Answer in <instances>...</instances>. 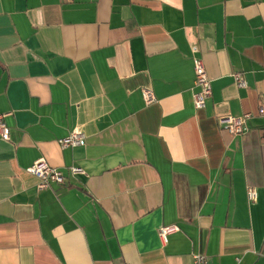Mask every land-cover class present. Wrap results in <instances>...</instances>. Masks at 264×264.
I'll return each instance as SVG.
<instances>
[{"label": "crops", "instance_id": "obj_1", "mask_svg": "<svg viewBox=\"0 0 264 264\" xmlns=\"http://www.w3.org/2000/svg\"><path fill=\"white\" fill-rule=\"evenodd\" d=\"M262 106L264 0H0V264H264ZM42 158L65 184L38 187Z\"/></svg>", "mask_w": 264, "mask_h": 264}, {"label": "built area", "instance_id": "obj_2", "mask_svg": "<svg viewBox=\"0 0 264 264\" xmlns=\"http://www.w3.org/2000/svg\"><path fill=\"white\" fill-rule=\"evenodd\" d=\"M194 73H195V88L194 106L197 110H203L206 107L207 100L212 96V80L210 79L204 61L200 58L194 59ZM233 78L239 88H246V81L242 74L235 72ZM142 96L147 105L156 102V96L152 90H142ZM260 114H264V107L259 110ZM251 114H244L242 116H228L219 120L220 125L232 135H244L248 131V120ZM0 137L4 140L10 139V129L5 122V115H0ZM62 148H76L87 145V135L79 127H75L68 136L59 140ZM28 172L35 175L41 180L39 184L40 189H45L51 183L65 184L67 181L66 175L59 169L54 168L48 164L45 159L37 160ZM70 173L72 175H84L85 171L80 167H71ZM248 198L254 202L257 199V191L254 188H248ZM180 231L178 225L163 226L159 230V237L165 245L168 243L171 235ZM194 264H209L208 258L202 254L194 255Z\"/></svg>", "mask_w": 264, "mask_h": 264}]
</instances>
